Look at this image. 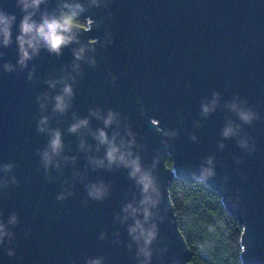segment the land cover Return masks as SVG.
<instances>
[{
    "label": "water",
    "instance_id": "obj_1",
    "mask_svg": "<svg viewBox=\"0 0 264 264\" xmlns=\"http://www.w3.org/2000/svg\"><path fill=\"white\" fill-rule=\"evenodd\" d=\"M65 3L81 4L79 17L94 25L75 26L79 43L59 55L41 48L22 65V13L15 0H0L16 15L7 46L0 36V223L15 245L13 257L0 247V264L144 260L129 234L143 220L140 187L129 168L109 164L107 146L94 138L98 129L111 137L117 128L104 127L109 110L118 114L120 136L134 139L130 151L142 169L161 154L153 175L163 199L151 209L158 234L149 264H190L167 183L200 179L203 168L215 173L204 181L243 226L242 263L264 264V0H48L33 18ZM65 85L68 106L53 111ZM232 104L259 118L244 124ZM83 119L86 126L69 131ZM228 127L234 134L225 137ZM54 130L61 149L46 167L42 154ZM165 154L174 170L164 166ZM93 187L102 188L101 198L89 195ZM128 205L138 211H125Z\"/></svg>",
    "mask_w": 264,
    "mask_h": 264
},
{
    "label": "clouds",
    "instance_id": "obj_2",
    "mask_svg": "<svg viewBox=\"0 0 264 264\" xmlns=\"http://www.w3.org/2000/svg\"><path fill=\"white\" fill-rule=\"evenodd\" d=\"M48 0H15L16 6L19 8L22 16L19 20L18 31L19 35L16 37L20 61L22 65L26 60L31 59L32 55L36 54L41 48L47 50L49 53L60 54V51L63 47H67L70 43L76 42L77 35L79 34L78 30L74 25L76 18L85 11V8L77 3L75 5L69 4H57L52 11L45 10L39 13V20L34 19L39 11V6L41 3H47ZM31 9V11H29ZM16 21V15L14 13H8L0 9V36L3 37L2 43L7 46L10 43L11 37V26L12 22ZM92 21H89L91 25ZM31 50V51H29ZM85 46H81L79 50L74 51L76 59L83 58V52ZM8 67L7 65L5 66ZM62 95L55 96V105L53 111L64 112L68 106L65 103V97H70L72 95L71 87L65 85L62 90ZM232 110L236 113L239 119L244 124H251L253 119H258L256 113L251 109L247 111L241 110L236 107L235 104L230 105ZM209 109L204 108V112L207 113ZM117 113L109 110L107 118L103 120L105 128H108L109 125L115 123L117 128L112 131L111 137L101 129L97 130V133L94 134V138L97 139L100 144L106 145V159L111 165L113 162L123 165L126 168H129L128 173L129 178H134L136 184L140 187L142 199L139 201L141 208L139 211L143 213V220H136L135 226L129 228V234L133 235V239L138 244V253L137 255H142L144 260L140 261V264H149V261L152 258L151 246L157 238L158 227L156 223H149L154 216H157V213L151 211L155 209L156 206L162 203V193L160 191V186L157 184L156 177L153 175V172L157 168V163L161 159V154L157 152L153 156L152 162L147 169H142L140 163V156L136 155L134 158L130 148L135 143L134 139L125 140L120 136V121L117 119ZM43 123V121H41ZM88 121L86 119L80 120L78 123H75L70 126L69 131L75 132L78 128L86 126ZM240 125H236L235 128L238 129ZM43 131V129H39ZM126 135L129 137L132 136L131 132L127 130L125 125ZM234 134V128L228 127L224 130L223 135L228 137L229 135ZM167 135V133H165ZM119 137V140L117 139ZM164 149H167L169 146L165 141H161ZM243 147V144L240 145ZM49 149L43 152V159L45 166L51 163L52 157L58 155L61 149V139L59 130H54L52 132L51 139L49 141ZM167 155V154H165ZM98 163H100L98 161ZM209 163L211 161L209 160ZM10 165L5 166V171H8ZM215 173L209 168H203L201 170L200 180L204 181L208 177L214 176ZM153 194H155L156 199H153ZM89 195L94 199H99L102 196V188L93 187L89 192ZM234 206H236L234 204ZM131 208V205H128L124 210L128 211ZM133 213H136L138 209L131 208ZM160 222H163V217L158 216ZM9 223L15 226L17 223V216L13 214L9 220ZM147 225V227H145ZM7 236L8 239L5 241L4 237ZM140 241H143L142 246ZM0 247H2L8 257L15 256L14 252V233L7 232L5 230V225L0 223ZM158 252L160 250H157ZM158 259L163 262L164 257L158 256ZM90 264H99V261H92ZM172 264H179L178 260L174 259Z\"/></svg>",
    "mask_w": 264,
    "mask_h": 264
},
{
    "label": "trees",
    "instance_id": "obj_3",
    "mask_svg": "<svg viewBox=\"0 0 264 264\" xmlns=\"http://www.w3.org/2000/svg\"><path fill=\"white\" fill-rule=\"evenodd\" d=\"M86 24L87 19L79 16L74 21L78 27ZM164 166L174 170L170 155L165 156ZM167 194L190 264H243V226L211 185L174 176L167 183Z\"/></svg>",
    "mask_w": 264,
    "mask_h": 264
},
{
    "label": "flooded vegetation",
    "instance_id": "obj_4",
    "mask_svg": "<svg viewBox=\"0 0 264 264\" xmlns=\"http://www.w3.org/2000/svg\"><path fill=\"white\" fill-rule=\"evenodd\" d=\"M89 21H90V20L87 19V24H86V26H81L80 28H91L94 24H93V22H92V23H91L92 25L90 26V25H89Z\"/></svg>",
    "mask_w": 264,
    "mask_h": 264
},
{
    "label": "rangeland",
    "instance_id": "obj_5",
    "mask_svg": "<svg viewBox=\"0 0 264 264\" xmlns=\"http://www.w3.org/2000/svg\"><path fill=\"white\" fill-rule=\"evenodd\" d=\"M85 29H87V28H85Z\"/></svg>",
    "mask_w": 264,
    "mask_h": 264
}]
</instances>
